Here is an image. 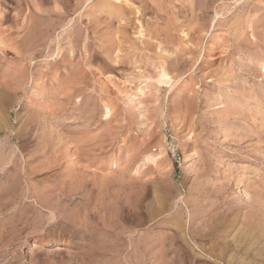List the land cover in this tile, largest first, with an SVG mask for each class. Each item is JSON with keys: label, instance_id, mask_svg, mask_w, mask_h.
<instances>
[{"label": "rangeland", "instance_id": "rangeland-1", "mask_svg": "<svg viewBox=\"0 0 264 264\" xmlns=\"http://www.w3.org/2000/svg\"><path fill=\"white\" fill-rule=\"evenodd\" d=\"M110 1L0 0V264H264V0Z\"/></svg>", "mask_w": 264, "mask_h": 264}, {"label": "bare ground", "instance_id": "bare-ground-1", "mask_svg": "<svg viewBox=\"0 0 264 264\" xmlns=\"http://www.w3.org/2000/svg\"><path fill=\"white\" fill-rule=\"evenodd\" d=\"M62 1V0H61ZM70 1H72V0H70ZM80 1L81 0H78V2L80 3ZM87 1V0H86ZM116 1H118V3L116 2H113V0H112V2L110 1V4H111V7H110V11H109V13L111 14V15H116V16H118V17H122L121 15L123 14V6L121 5V3H122V0H116ZM29 2V1H28ZM64 3V2H63ZM83 3V2H82ZM102 3V2H101ZM124 3V2H123ZM127 3V2H126ZM104 4V3H103ZM130 4V3H129ZM30 5V4H29ZM63 5V4H62ZM68 5V4H67ZM74 5H75V3H74ZM65 6V5H64ZM69 6H71L72 7V5H69ZM105 6V4L103 5V7ZM126 6V5H125ZM70 7V8H71ZM78 7V6H77ZM102 7V6H101ZM61 8V13H60V11H59V13H58V16L59 17H61V19L63 18V16H65L67 13H68V11H66V9H64V8H62V7H60ZM105 8V7H104ZM107 8H106V10H107ZM119 8V9H118ZM77 9V8H76ZM94 9H96V8H94ZM125 9V8H124ZM80 10V9H79ZM36 11V10H35ZM72 11V10H71ZM81 11V10H80ZM108 11V10H107ZM52 12V11H51ZM76 12V11H75ZM38 13V12H37ZM126 13V12H125ZM42 14H44V13H42ZM93 14V13H92ZM66 17V16H65ZM68 18H69V16H67ZM96 17V16H95ZM46 18V17H45ZM90 19V18H89ZM95 19V18H94ZM65 20V19H64ZM63 20V21H64ZM69 20V19H68ZM71 20V19H70ZM70 20L68 21L69 23H70V26H72L73 24H74V26H75V23H72L73 21H71L70 22ZM75 20V19H74ZM96 21V20H95ZM133 21V20H132ZM67 22V23H68ZM65 24V23H64ZM64 26V25H63ZM62 26V27H63ZM69 26V25H68ZM65 27V26H64ZM35 28V27H34ZM67 28V27H66ZM65 29V28H64ZM73 30H74V28H72ZM76 29H77V27H76ZM75 29V30H76ZM115 29H116V27H115ZM38 30V29H37ZM63 30V29H62ZM65 31V30H64ZM125 32V31H124ZM70 33H71V31H70ZM69 33V34H70ZM73 33V32H72ZM74 33H75V31H74ZM142 33V32H141ZM75 35V34H74ZM113 40V39H112ZM114 41V40H113ZM115 42V41H114ZM113 42V43H114ZM108 45V44H107ZM113 46V45H112ZM111 46V47H112ZM115 46V45H114ZM99 56V55H98ZM105 57V56H104ZM133 62V61H132ZM168 79H171V77L169 76V74L166 72V70L164 69V68H162L161 69V72H160V76H159V78H158V81H159V83H161V84H163V83H166V82H168ZM243 194H244V196H248V193H247V191L246 190H244L243 189V192H242ZM211 257V256H210Z\"/></svg>", "mask_w": 264, "mask_h": 264}]
</instances>
